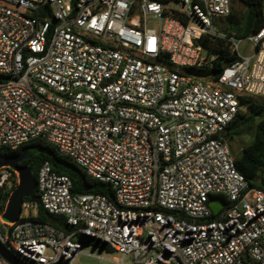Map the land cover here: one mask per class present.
I'll return each mask as SVG.
<instances>
[{
	"label": "built area",
	"instance_id": "1",
	"mask_svg": "<svg viewBox=\"0 0 264 264\" xmlns=\"http://www.w3.org/2000/svg\"><path fill=\"white\" fill-rule=\"evenodd\" d=\"M233 1L0 0V151L41 138L113 193H73L42 162L38 201L72 230L0 221L18 260L76 264L91 239L120 254L115 264H264V191L237 170L225 135L242 98H264V23L240 53L243 37L216 25ZM214 38L236 55L217 76L201 71ZM10 168L0 166L2 192Z\"/></svg>",
	"mask_w": 264,
	"mask_h": 264
},
{
	"label": "trees",
	"instance_id": "2",
	"mask_svg": "<svg viewBox=\"0 0 264 264\" xmlns=\"http://www.w3.org/2000/svg\"><path fill=\"white\" fill-rule=\"evenodd\" d=\"M159 2H167L169 0H157ZM243 6L241 11L231 6L230 12L222 19L221 29L226 35L234 33L237 37H246L264 23L263 5L264 0H237ZM209 38H205V43L208 45ZM213 44L210 48L216 54V58L213 60L212 65L205 69H202L204 73H214L216 76L221 72V69L228 63H230L236 55L230 52L228 42L222 38H214ZM241 104H244L249 111L246 113L239 109L235 118L228 124L225 135L228 137L229 130L239 127L244 122L251 119L254 115H261L264 112V103L258 102L250 97H244L241 100ZM29 152V157L20 162V164H31L33 168V177L36 180V174L39 166L42 162L48 161L53 170L57 173L67 174L72 182L71 191L73 193H103L112 199L113 193L109 184L100 182L99 180L86 174L84 169L74 162L70 157L58 152L56 147L51 143L36 138L20 144L18 147L4 148L0 151L1 155H14L19 152ZM235 166L237 170L244 176L245 180L250 186L259 188L264 191V116L255 124L253 136L251 142L246 145L239 157L234 158ZM13 184L16 183L15 173L12 168ZM260 171V173H259ZM8 191L2 192L0 190V199H2V206L7 199ZM36 201V214L28 215L30 219L42 223H49L59 230L69 232L72 227L66 222L64 215L51 214L47 212L39 203L38 195L36 193V187L32 194L28 197H24L23 201ZM88 244H96L101 246L108 252L113 249L102 242L88 240Z\"/></svg>",
	"mask_w": 264,
	"mask_h": 264
},
{
	"label": "rangeland",
	"instance_id": "3",
	"mask_svg": "<svg viewBox=\"0 0 264 264\" xmlns=\"http://www.w3.org/2000/svg\"><path fill=\"white\" fill-rule=\"evenodd\" d=\"M232 5L241 11L244 9V6L237 0H234ZM263 12H264V5H263ZM216 25L218 27V30L222 32L221 29L222 23L218 22ZM242 39L243 40L239 44V51L240 53L244 54L249 51L251 45L247 42L246 37H243ZM250 98L255 101L264 103V98L262 97L251 95ZM239 109L246 113L249 111V109L244 104H241ZM263 116H264V112L261 115H254L251 119L244 122L239 127L229 130L227 143L232 157L234 158L239 157L242 152V149L251 142L254 126ZM14 171L15 174L17 175L16 176L17 183H15L13 187L11 186L10 188L7 189L8 196L5 203L9 200L14 190L16 189L21 176H26L28 178V182H27L28 188L26 189V192L31 193L32 183L34 184L33 168L31 164L25 165L24 167L20 169H16ZM26 197H28V195ZM4 211L5 210L2 207L0 209V221L8 222L3 218ZM35 212H36V208L34 207L29 208L23 205L21 206V215H30V214L35 215ZM119 257L120 254L117 252H108L99 245L93 243L92 244L84 243L81 249V253L78 254L76 258V264H115V260L119 259ZM123 264H131L130 258L126 257L124 259Z\"/></svg>",
	"mask_w": 264,
	"mask_h": 264
},
{
	"label": "water",
	"instance_id": "4",
	"mask_svg": "<svg viewBox=\"0 0 264 264\" xmlns=\"http://www.w3.org/2000/svg\"><path fill=\"white\" fill-rule=\"evenodd\" d=\"M29 157V152L19 153L14 155H1L0 156V166H10L14 170L24 167L26 164H20V161ZM260 173V171H259ZM28 178L26 176H21L18 185L14 190L13 194L6 203L5 211L3 213V218L6 221L14 222L16 221L21 213V206L23 204V198L27 195L30 196L34 191L36 181L34 179V184L32 183L31 193L26 192ZM211 210L216 213L218 209L224 205V200L219 196L211 197L208 201ZM77 240L85 241L86 237L77 236ZM0 254L7 259L12 264H26L18 260L1 242H0ZM54 264H64L63 262Z\"/></svg>",
	"mask_w": 264,
	"mask_h": 264
},
{
	"label": "crops",
	"instance_id": "5",
	"mask_svg": "<svg viewBox=\"0 0 264 264\" xmlns=\"http://www.w3.org/2000/svg\"><path fill=\"white\" fill-rule=\"evenodd\" d=\"M16 174H15V179H16ZM36 181V180H35ZM16 183H17V179H16ZM36 186V185H35ZM35 189V188H34ZM23 202H25V201H23ZM7 203V202H6ZM6 203L4 204V206H3V209L5 210V207H6ZM23 205V204H22ZM30 208V207H29ZM33 208V207H32ZM34 208H36V207H34ZM35 214H36V212H35ZM23 216H28V215H21V213H20V216L19 217H23ZM8 223H12V222H9L8 221Z\"/></svg>",
	"mask_w": 264,
	"mask_h": 264
},
{
	"label": "flooded vegetation",
	"instance_id": "6",
	"mask_svg": "<svg viewBox=\"0 0 264 264\" xmlns=\"http://www.w3.org/2000/svg\"><path fill=\"white\" fill-rule=\"evenodd\" d=\"M19 153H21V152H19ZM19 153H18V154H19ZM27 158H28V157H27ZM25 159H26V158H25ZM23 160H24V159H23ZM23 160H21V161H23ZM21 161H20V162H21Z\"/></svg>",
	"mask_w": 264,
	"mask_h": 264
}]
</instances>
